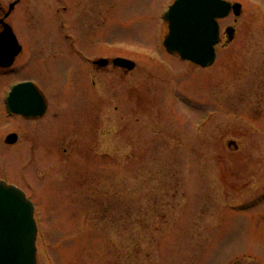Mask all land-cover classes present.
Segmentation results:
<instances>
[{"label": "rangeland", "instance_id": "obj_1", "mask_svg": "<svg viewBox=\"0 0 264 264\" xmlns=\"http://www.w3.org/2000/svg\"><path fill=\"white\" fill-rule=\"evenodd\" d=\"M175 1L23 0L9 18L24 51L0 70V181L35 205L37 264H264V0H226L243 14L205 70L164 48ZM116 59L137 68L92 65ZM26 81L42 119L7 114Z\"/></svg>", "mask_w": 264, "mask_h": 264}, {"label": "water", "instance_id": "obj_2", "mask_svg": "<svg viewBox=\"0 0 264 264\" xmlns=\"http://www.w3.org/2000/svg\"><path fill=\"white\" fill-rule=\"evenodd\" d=\"M16 5H11L1 22L4 30L0 34V67L5 69L14 65L23 50L12 27L5 23ZM232 11L239 17L242 6L223 0H177L165 15L169 24V36L164 42L167 52L204 69L212 67L220 38L218 20L227 18ZM228 33L233 40V31ZM95 64L106 67L109 61ZM113 64L130 72L136 69L134 62L125 59L114 60ZM7 106L11 113L26 119L43 118L48 110L46 99L31 82L14 87ZM17 142L15 134L7 139L9 145ZM34 215L35 207L23 191L0 182V264H37L38 228Z\"/></svg>", "mask_w": 264, "mask_h": 264}, {"label": "flooded vegetation", "instance_id": "obj_3", "mask_svg": "<svg viewBox=\"0 0 264 264\" xmlns=\"http://www.w3.org/2000/svg\"><path fill=\"white\" fill-rule=\"evenodd\" d=\"M3 13H2V11L0 10V19H2V17H3V15H2ZM232 17V16H231ZM223 22H225V21H222L221 23H223ZM0 31H1V27H0ZM222 45V41H221V44L218 46V48L220 47ZM227 46H230V44L229 43H227Z\"/></svg>", "mask_w": 264, "mask_h": 264}]
</instances>
